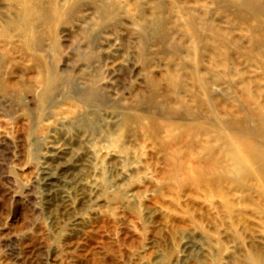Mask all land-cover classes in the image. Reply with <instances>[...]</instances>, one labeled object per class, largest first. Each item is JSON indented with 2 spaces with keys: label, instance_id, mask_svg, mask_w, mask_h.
<instances>
[{
  "label": "rangeland",
  "instance_id": "rangeland-1",
  "mask_svg": "<svg viewBox=\"0 0 264 264\" xmlns=\"http://www.w3.org/2000/svg\"><path fill=\"white\" fill-rule=\"evenodd\" d=\"M0 264H264V0H0Z\"/></svg>",
  "mask_w": 264,
  "mask_h": 264
}]
</instances>
